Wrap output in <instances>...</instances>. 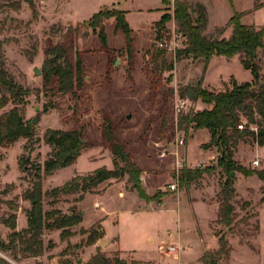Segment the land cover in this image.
<instances>
[{
  "label": "rangeland",
  "instance_id": "rangeland-1",
  "mask_svg": "<svg viewBox=\"0 0 264 264\" xmlns=\"http://www.w3.org/2000/svg\"><path fill=\"white\" fill-rule=\"evenodd\" d=\"M187 2L194 16L199 11L206 14L203 33L207 37H227L228 27L223 32L219 29L227 26L235 12L241 13L239 21L244 25H264V0ZM258 3L262 5L254 9ZM34 6L35 15L22 0H0V60L7 76L29 91L19 105L24 120L39 117L38 122L32 124V137L0 146V202H5L0 204V237L6 240L11 231L1 223V219L11 213L7 201L18 206L16 212L21 209L25 214L23 209L27 204L20 195L31 185L37 166L41 168L43 191L100 166L112 168L110 150L100 133L101 124L108 119L115 141L126 146L140 170L150 173L151 180L149 183L141 180L142 187L148 183L151 195L164 191L163 201L155 212L142 213L141 197L134 191H122V188L132 190L126 178L111 185L107 181L101 183L94 192L84 194L81 204L74 202L77 194L61 195L53 205L48 204L51 198L44 197V209L56 207L69 212V207L75 204L78 211L85 210L83 222L71 227V243L84 240L86 234H82L81 229H87L105 209L108 213L101 223L108 233L120 235L122 253L103 250L106 245L97 240L93 254L100 251L109 257L118 256L126 264H141L140 261L203 264L201 255L218 247L214 232L224 231L232 249L227 256L218 258V264H264V202L260 200L264 184L256 174L235 172L233 202L237 218L230 230L215 222L216 195L224 179L220 170L203 175L187 191L173 178L183 164L188 167L194 164L186 160V146L188 160L199 162L194 167L210 163L212 159L208 158L212 151L203 147L208 141H204L200 130H189L186 135L185 131L177 129L180 112L202 107L200 99L187 98L186 89L194 88L205 72H202V61L175 58L176 50L183 48L184 43L173 19L160 29L154 25L162 14L172 13V0L169 4L163 0H34ZM113 10L124 12L132 39L131 52L126 49L123 33L115 28L114 17L102 22L106 46L100 42L99 27L88 22L98 11ZM160 42L162 47L158 45ZM56 46L66 52L73 66L80 59L82 86L74 94L56 91L54 82L47 83L42 73H34L35 67L41 72L50 50ZM158 50L163 53L154 60L153 55ZM257 58L260 79L264 80V47L258 48ZM162 60L172 62L173 69H161ZM231 76L237 78L238 83L250 77L252 80L250 71L242 67L238 57L226 60L213 55L206 72L209 84L202 82L201 85L222 90L231 86ZM11 107L8 103L0 109V114ZM48 128L76 129L84 146L73 164L45 175L43 164L51 154V147L43 139ZM160 152H165V156L158 159L156 155ZM234 159L248 169L264 170V151L257 150L251 139L238 144ZM253 160H258V164L253 165ZM11 183L14 186L10 188ZM172 183L174 190L169 188ZM94 202L99 204L95 206ZM116 220L119 222L115 223ZM17 222L24 224L23 215L18 216ZM58 234L59 230H53L42 236L45 243L48 239L52 241L54 253L65 246ZM147 236L152 239L150 243L146 241ZM162 239L174 245L179 240L181 257L166 256L158 251L157 244ZM88 256L86 252L79 257L87 259ZM0 257L6 264H12L9 251H0ZM44 257V263L50 264Z\"/></svg>",
  "mask_w": 264,
  "mask_h": 264
},
{
  "label": "trees",
  "instance_id": "trees-1",
  "mask_svg": "<svg viewBox=\"0 0 264 264\" xmlns=\"http://www.w3.org/2000/svg\"><path fill=\"white\" fill-rule=\"evenodd\" d=\"M22 1L32 8L35 15L34 0ZM163 2L169 4V0H163ZM258 7L259 4L254 5V9ZM240 15L241 13L235 12L229 18L227 26L219 29L223 32L230 27L227 37H207L203 33L207 24L206 14L199 11L194 16L187 0H172V13L162 14L154 24L160 29L168 20L173 19L176 32L183 37L184 43L183 48L176 50L175 58L189 57L192 61H202L203 73L213 55L223 56L226 59L237 56L242 67L251 73V81L238 83L231 76V86L216 91L202 87L203 76H201L196 86L191 88L192 100L200 99L206 106L200 110L188 109L177 116V129L185 131L186 135L189 130L205 129L209 140L203 147L214 148L216 155L204 166L188 167L183 164L178 172L173 174V178L176 179L179 187L187 191L203 175H211L220 170L224 179L216 195L218 206L215 222L228 230L234 226L237 218L233 202L234 177L231 176V172L239 171L245 175L254 173L264 184V170L248 169L234 159L238 144L246 139H251L254 144L264 148V85L257 88L261 80L257 50L264 47V25L260 27L244 25L239 21ZM109 17H114L115 28L123 33L126 49L131 52L132 39L124 12L98 11L88 22L95 28L99 27L100 42L102 46H106L107 37L102 22ZM162 53V50H158L153 55V59L156 60ZM161 62V69L167 71L173 69L172 62L167 63L165 60ZM41 73L47 83L54 82L56 91L63 94L68 92L74 94L82 86L80 59L78 58L76 65L73 66L66 52L59 46L50 50ZM28 92L27 88L7 76L0 60V109L8 103L12 104L9 110L0 114V146L10 145L19 138H30L34 135L31 120H24L19 111V105L24 102ZM240 125H242L241 128ZM100 133L110 150L112 168L100 166L86 174H77L63 184L43 191L41 168L37 166L32 174L31 185L20 195L22 200L29 203V206L23 209L26 216L25 227L20 230L15 229L18 206L11 201L6 202L11 213L6 218H2L1 223L9 227L11 231L6 240L0 237V251H9L13 260L41 256L45 250H50L53 246L50 239L47 243L44 242L43 234L47 231L59 230V239L67 241L66 247L60 254L70 257L61 259L57 264H126L120 257H108L100 251L92 254L86 262L77 261L79 248L94 244L103 237L101 226L97 224L88 229H81V233L86 234V238L80 243L72 244L69 242L73 234L71 227L81 221V211L77 210L75 204L69 207V212H63L56 207L43 208L44 197L51 198L48 204L53 205L61 195L77 194L74 202H79L85 193L94 192L99 184L123 178L131 183V188L136 190L145 201L160 202L165 192L157 191L152 195L145 192L141 184L140 168L133 161L126 146L115 141L108 119L101 124ZM80 138V133L76 129H46L43 139L51 147V154L43 164V173L50 175L54 170L75 162L84 146ZM9 185L10 188L14 186L12 183ZM262 191L260 200L264 202V188ZM2 203L5 202L1 201L0 204ZM244 204L248 203L244 202ZM214 235L217 237L218 247L213 252L205 251L201 255L200 260L203 264H218V258L227 256L232 249L224 231H215ZM0 264H6L2 257H0Z\"/></svg>",
  "mask_w": 264,
  "mask_h": 264
},
{
  "label": "crops",
  "instance_id": "crops-1",
  "mask_svg": "<svg viewBox=\"0 0 264 264\" xmlns=\"http://www.w3.org/2000/svg\"><path fill=\"white\" fill-rule=\"evenodd\" d=\"M259 4V6L260 5H262V3H258ZM250 25H255V26H259V25H257V24H250ZM230 27H228V30H230L229 29ZM220 57H222V58H225V57H223V56H220ZM237 57V56H236ZM233 58V57H232ZM226 59V58H225ZM231 59V58H230ZM211 60V59H210ZM226 60H229V59H226ZM239 60V59H238ZM209 63H210V61H209ZM209 63L207 64V67H206V70H205V73L203 74V80H202V82L203 83H205L206 85H208L209 83L207 82V79H206V72H207V70H208V66H209ZM236 80H237V78H235ZM251 80V77L250 78H248L246 81H250ZM238 81V80H237ZM211 85V84H210ZM213 86V85H212ZM201 103V102H200ZM206 106V104L205 103H203L202 102V107H201V109L202 108H204ZM200 110V109H199ZM199 131V130H198ZM200 132L202 133L203 132V136H204V141H208L209 140V135H208V132L205 130V129H200ZM194 134H197V133H193V135ZM200 134V133H199ZM203 136H201V137H203ZM187 145V144H186ZM256 147H257V150H263L264 151V148L263 147H260V146H258V145H256ZM209 150L210 151H212V153L209 155V158L208 159H213L214 157H215V155H216V153H215V151H214V149L213 148H209ZM186 160H187V162L189 163V162H193L194 164H192V165H189V166H191V167H194L195 166V164L196 163H199V162H197V161H191V160H188V158H187V146H186ZM76 161V160H75ZM74 163V162H73ZM72 163V164H73ZM56 171V170H55ZM150 173H147L145 170H141V174H140V178H141V180H143V182H145L146 183V181L149 183V181L151 180L150 179ZM67 181V180H66ZM116 181H111L110 183H109V185H111V184H113V183H115ZM64 183V182H63ZM62 183V184H63ZM148 183L145 185V186H143V188H144V190H145V192L148 194V195H151V192H149L148 190H147V185H148ZM61 185V184H60ZM100 185V184H99ZM98 185V186H99ZM109 185H107L106 187H108ZM105 187V188H106ZM122 188V187H121ZM105 190V189H104ZM103 190V191H104ZM123 190H125V191H127V192H135L136 194H137V192H136V190H126V189H124V188H122V191ZM86 196V195H85ZM84 196V197H85ZM83 197V198H84ZM139 197V196H138ZM140 198V197H139ZM141 199V203H140V209H143V212L142 213H148V212H155L156 211V209H157V207L160 205V204H162V201H163V199L161 198V200H160V202H155V201H153V200H151V201H145L144 199H142V198H140ZM80 202V204H81V201H79ZM25 203L27 204V205H25L26 207L28 206V202L27 201H25ZM99 203L98 202H94V205L96 206V205H98ZM103 209V208H102ZM82 212H81V214H83V218H82V222H83V219H84V217H85V214H86V212H85V210H83V208H82V210H81ZM102 211H104L101 215H99L98 217H96L95 218V220L92 222V224H90V225H88L89 227L88 228H90L91 226H93V225H97V224H99L100 226H101V230L103 231V237L101 238V239H99V242L102 244V245H106V248H103V250H108V251H112V252H116V251H118V252H120V253H122V244H121V238H120V235L117 233V234H112V233H108L107 232V230L105 229V226L101 223V221H102V219H103V217H105L104 215L106 214V213H108V211H105V209H103ZM16 214H17V219H18V216L19 215H23V221H24V224L23 225H21V224H19L18 222H17V219H16V226H15V229L16 230H20L21 228H23V227H25L26 226V216H25V214L22 212V210L21 209H19V211H17L16 212ZM119 222V220H116L115 221V223H118ZM87 228V229H88ZM58 237H59V234H58ZM83 238V237H82ZM70 239V238H69ZM49 240V239H48ZM59 240V239H58ZM61 241V243H65V246L62 248V249H64L65 247H66V245H67V241L66 240H60ZM146 241L148 242V243H150L151 241H152V239H151V237L150 236H147L146 237ZM69 242L71 243V241L69 240ZM80 242V241H79ZM77 243V242H76ZM72 244H75V243H72ZM168 245H174V244H172L171 243V241H165L164 239H162V240H160L159 241V243L157 244V250L158 251H160L161 253H163V254H165L166 256H168V255H174L175 257H181V253H180V250L182 249L181 247H180V245H181V242H179V240H178V242H177V244H176V246H178L179 247V250L176 252V253H169L167 250H166V246H168ZM53 247H55L54 245L52 246V248L50 249V250H45V252H44V254L43 255H41V256H38V257H33V258H22V259H20V260H13L12 261V264H37V263H40V264H46V263H44V261H43V257L45 258V260H47L48 262H50V264H57L58 263V261H60L61 259H64V258H66V257H70V256H67V255H61L60 253H61V251H62V249H60V251H58V252H56V253H54L52 250L53 249H55V248H53ZM95 248H96V243L95 244H91V245H84V246H82L81 248H79V250H78V257H77V261H81V262H86L89 258H90V256L93 254V250H95ZM86 252H88V258L87 259H82V258H80L79 256H80V254H82V253H86ZM50 255V257L48 258V256ZM106 256H108V255H106ZM109 257V256H108ZM28 260H34V261H32L31 263H28L29 261ZM37 262H36V261ZM83 260H85V261H83ZM36 262V263H35ZM141 262V264H148L149 263V261L148 262H144V261H140Z\"/></svg>",
  "mask_w": 264,
  "mask_h": 264
},
{
  "label": "built area",
  "instance_id": "built-area-1",
  "mask_svg": "<svg viewBox=\"0 0 264 264\" xmlns=\"http://www.w3.org/2000/svg\"><path fill=\"white\" fill-rule=\"evenodd\" d=\"M158 45H159L160 47H162V46H163V43L160 42V43H158ZM239 127L241 128L242 125H240ZM179 143L182 144V143H183V140L180 139V140H179ZM156 156H157L158 159H161V158H163V157L165 156V152H160V153H158ZM252 164H253V165H257V164H258V160H253V161H252ZM169 188H170L171 190H174V189H175V184H174V183L170 184V185H169ZM165 248H166V250H167L169 253H176V252L179 250V247L176 246V245H168V246H166Z\"/></svg>",
  "mask_w": 264,
  "mask_h": 264
},
{
  "label": "water",
  "instance_id": "water-1",
  "mask_svg": "<svg viewBox=\"0 0 264 264\" xmlns=\"http://www.w3.org/2000/svg\"><path fill=\"white\" fill-rule=\"evenodd\" d=\"M34 73H35L36 75L41 74L40 70L37 69L36 67L34 68ZM260 85H264V80H260V81L258 82V84H257V88H258ZM186 91H187V98H188L189 100H192V97H193L192 91H191L190 89H186ZM36 109H38V108L36 107ZM128 117H129V115H128ZM38 119H39L38 116L33 117V118L31 119V123H32V124H36V123L38 122ZM80 142L83 143L84 140L80 138ZM234 175H235V172H234V171L231 172V176L234 177ZM81 212H82V211H81Z\"/></svg>",
  "mask_w": 264,
  "mask_h": 264
}]
</instances>
